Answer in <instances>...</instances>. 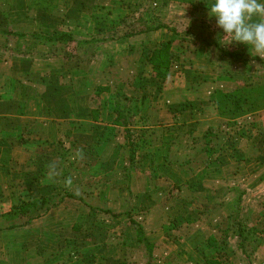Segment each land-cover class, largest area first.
I'll return each mask as SVG.
<instances>
[{
    "label": "crops",
    "instance_id": "1",
    "mask_svg": "<svg viewBox=\"0 0 264 264\" xmlns=\"http://www.w3.org/2000/svg\"><path fill=\"white\" fill-rule=\"evenodd\" d=\"M207 3L0 0L13 29H61L99 41L90 61L58 57L40 44L26 57L0 52V264H78L72 247L82 233L74 226L88 206L115 215L133 209L127 191L137 197L134 209L163 210L157 224L164 232L143 234L152 245L144 264H244L237 238L225 232L236 190L244 191L242 217L256 230L253 264H264V109L228 126L212 102L215 91L232 92L264 66L220 56V48L236 47L257 54L222 45L228 40L206 18ZM163 43L174 55L164 79L149 63ZM118 94L131 105L128 129L139 154L132 171L125 128L115 123ZM68 161L83 171L102 166L116 188L94 187L88 174H62ZM33 200L38 206L25 216L12 210ZM172 208L181 210L174 222ZM125 229L139 244L133 227Z\"/></svg>",
    "mask_w": 264,
    "mask_h": 264
},
{
    "label": "trees",
    "instance_id": "2",
    "mask_svg": "<svg viewBox=\"0 0 264 264\" xmlns=\"http://www.w3.org/2000/svg\"><path fill=\"white\" fill-rule=\"evenodd\" d=\"M190 2H193V0H190ZM0 38L3 40V43L0 46V52L8 53L10 56L16 57L21 55L22 57H26L30 53L34 54L30 47L32 44L49 45L52 47L60 45L61 47L59 48H61L60 51L63 52L62 57L64 59H75L81 61H90L96 51L95 49H90L91 52L89 53H81L80 51L84 50L83 47L93 44V46H96V44L99 43L97 40L86 41L76 39L71 34L61 29H55L51 34L45 35L35 32H27L23 29H13L5 23L0 25ZM169 50V43H163L149 59V63L155 68L158 76L162 79L165 78L168 63L170 60L173 61L174 59V55L170 53ZM219 53L221 57L232 61H241L244 64L254 62L256 63V66H264V58L251 56L246 50L239 47H236L235 49L220 48ZM245 71H250V67H248V69L245 67ZM98 91L100 92L102 90L99 89ZM212 102L216 107L218 115L228 126H232L237 119L243 116L263 110L264 70L261 71L260 68H256L254 70V75H247L244 81L238 84L230 93L215 91L212 95ZM114 106V112L116 113L115 123L125 128L128 139L127 148L129 149L130 154L129 162L133 163V143L131 142L130 129H128V119L130 118L129 115L131 106L130 101L123 95L118 94L115 96ZM243 195L244 191L236 190L234 192V198L232 199L233 209L228 217L229 225L227 226L225 232L228 238H237V249L240 251L243 263L253 264L256 230L253 227H248L243 217L240 215L242 209L241 200ZM66 196L82 202L81 199L73 195ZM38 203V200L21 203L12 210L20 216H25L30 209L38 206ZM129 222L135 231L137 242L142 244L145 251L150 254L152 245L144 238L142 228L131 219ZM211 244L214 245L213 241L210 245ZM207 264L225 263L212 259L208 260Z\"/></svg>",
    "mask_w": 264,
    "mask_h": 264
},
{
    "label": "rangeland",
    "instance_id": "3",
    "mask_svg": "<svg viewBox=\"0 0 264 264\" xmlns=\"http://www.w3.org/2000/svg\"><path fill=\"white\" fill-rule=\"evenodd\" d=\"M7 10H9V6L0 4V25L6 22L5 16L7 14ZM2 43L3 41L0 38V46L2 45ZM93 45H90L87 47L82 46L84 50H81L80 52L89 53L91 52V50H94V49L96 50V48H94ZM59 47L60 46H54L52 49H50L49 53L53 52V54H55L58 57L63 56V52L60 51L61 48ZM260 69L261 71L264 70L263 68H260ZM94 105L97 106V101H95ZM135 143L136 142H133V145ZM133 151H134V162H135V155L138 156L139 154L135 153V151H138L137 148L136 149L133 148ZM126 154H127V161H128L127 171H132L135 167V163L129 162V157H130L129 149H127ZM104 171H105L104 168L98 165H96L94 168H92V166L89 165V170L83 171L82 169H77L76 166H74L72 162L68 161V162H65V164L63 165L62 174L64 175L73 174L74 175L75 173L78 174L79 172L80 175L83 174V178H84V175L88 174L89 178H87L86 180L90 181V183H93V185H95L94 187L104 186V182L106 183L109 182L110 185L106 187L116 188L114 187L112 180H108L107 176L106 175L104 176ZM128 180H129V175H127V182ZM78 184L79 183L77 182V180H75V181H72L71 185L78 186ZM87 188L89 189V187ZM77 189L78 188H75L74 191H76ZM84 189H86V185L84 186ZM65 195H70V194L66 192ZM83 197L87 199L86 195H84ZM98 197H100L99 194L95 195L93 198L98 199ZM165 197H166V200L168 201L172 200L171 202H174L175 200L179 198V196L175 197V195H166ZM136 198H137L136 195L130 194L127 191L128 206L133 205L132 206L133 209L130 208L125 213L120 214V215H115L107 210L99 209L95 205H93L94 207L89 206V210H87V216L85 218L86 220H82L81 222H78L74 226V229L76 232L79 231L82 233L80 236H76V238L74 239L73 247H72L73 254L77 256L76 258L78 260V264H144L145 263L144 261L146 260V256L144 253L145 249L143 245L142 244L136 245L135 243H133L134 244L133 245L130 240V236H129L130 232L128 233L125 228L127 225L129 226L130 224L129 220L134 218L135 219L134 221L142 223L141 228L143 229L144 235L147 233L152 234V232H149V230H152V231L157 230L159 231V233H163L165 228L164 230H158V228L160 227L157 224L158 221H162V215L160 214H162L163 210L159 211L155 209V210H151V213L150 212L148 213V210H146V206H144L145 207L144 210L142 209L139 210L138 208L136 210L134 209V207H136L135 204L137 203ZM162 198H164V195H162ZM242 203L243 202H241V207H243ZM180 213H181V210L172 208L171 214H172L173 220L171 221L174 222L175 219H177L178 215L180 216ZM242 214L243 213L241 212L240 215L243 216ZM121 216H124L123 219ZM171 229L173 228H170V230ZM131 234H133V239H134V232L133 233L131 232ZM157 245H158L157 243L155 242L153 243V246H155L154 247L155 250L156 248L160 247L159 245L158 246ZM105 248L109 252H105L106 251ZM105 253H106V256H105ZM224 261L225 260H222L221 262H224Z\"/></svg>",
    "mask_w": 264,
    "mask_h": 264
},
{
    "label": "clouds",
    "instance_id": "4",
    "mask_svg": "<svg viewBox=\"0 0 264 264\" xmlns=\"http://www.w3.org/2000/svg\"><path fill=\"white\" fill-rule=\"evenodd\" d=\"M206 18L214 20L227 44H240L264 55V0H208Z\"/></svg>",
    "mask_w": 264,
    "mask_h": 264
}]
</instances>
